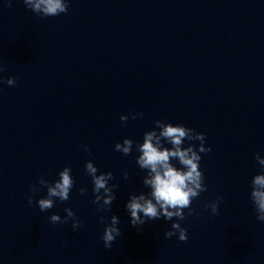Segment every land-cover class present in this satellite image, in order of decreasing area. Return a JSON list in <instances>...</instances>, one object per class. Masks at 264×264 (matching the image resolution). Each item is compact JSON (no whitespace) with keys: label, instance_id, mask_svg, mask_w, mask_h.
Listing matches in <instances>:
<instances>
[{"label":"clouds","instance_id":"clouds-1","mask_svg":"<svg viewBox=\"0 0 264 264\" xmlns=\"http://www.w3.org/2000/svg\"><path fill=\"white\" fill-rule=\"evenodd\" d=\"M25 6L44 17L59 16L62 13H67L69 3L68 0H23ZM8 6L11 7V0H8ZM3 67H0V72H3ZM0 83H6L8 86H15L16 79L8 77L6 80L0 78ZM142 116L143 113H132V119L137 116ZM121 122H127L129 117L122 115ZM156 129L144 133L143 142L136 144V149L140 155L136 158V163L142 170L147 171V175L143 178L145 187L150 188V191L131 195L125 204L126 210L130 214V223L132 226L140 230V226L148 221L159 220L161 217L166 221L176 222L171 224L170 231H166L164 236L166 239L174 235H178L180 241H187V230L178 222L185 219L184 210L188 209V215H199L191 208L192 201L207 190V185L204 183V173L200 169L201 153H208L211 148L204 146L205 134L198 133L194 129L186 127L182 124L166 123L160 120L155 121ZM200 141L199 146L189 143L184 146L185 141ZM164 142L171 145L165 147ZM133 140L125 138L123 143H116L115 150L129 155L133 149ZM86 152L90 150L85 146ZM176 160L181 167H176L172 161ZM255 160L261 166L259 174L252 179V191L250 198L254 204L257 213V219L264 222V158H261L259 153L256 154ZM71 168L64 167L59 173V179L53 183H49L43 177L38 178L37 183L47 188V195L35 201L41 212L48 211L55 206L58 199L61 202L67 201L70 198L71 190L74 186V178L71 175ZM98 169L94 163L89 160L85 163V173L92 178L94 199L93 204L97 205V211L110 209L115 193L113 191L117 185L109 186V181L112 180L111 172L97 174ZM124 178H128V173H124ZM32 193H37L39 189L36 185L30 187ZM86 189L79 190L80 195H84ZM223 197L217 199L206 208L211 210L213 215L218 214L219 204ZM29 206L34 203L33 196H29L27 200ZM66 215L61 218L60 215L53 213L49 217L52 224H66L72 220V228L78 229L82 226V222L76 218V214L71 208H65ZM105 217H100V223H105ZM119 217L113 214L110 218V223L104 228L102 240L105 249H111L112 243L118 236L121 235V230L117 227Z\"/></svg>","mask_w":264,"mask_h":264}]
</instances>
